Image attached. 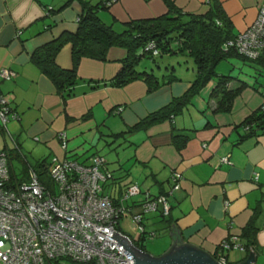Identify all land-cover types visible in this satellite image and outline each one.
I'll list each match as a JSON object with an SVG mask.
<instances>
[{"label": "crops", "instance_id": "1", "mask_svg": "<svg viewBox=\"0 0 264 264\" xmlns=\"http://www.w3.org/2000/svg\"><path fill=\"white\" fill-rule=\"evenodd\" d=\"M65 1L0 0V69L9 67L18 72L12 79L0 76V96L19 112L18 118L8 121V129L0 121V150L9 152V165L17 180L27 179L23 169L36 167L44 158L57 156L88 163L91 155L103 153L105 143H113L117 148L112 160L103 155L110 180H114L108 183V193L120 194L135 182L154 194L168 193L174 184L173 175L180 176L179 188L169 195V214L144 216L146 229H162L163 242L156 251L149 249L147 239L138 238L144 244L133 240L135 245L153 256L163 255L173 244L171 230L175 224L184 243L194 244L217 261L222 253L220 243L237 238L246 249L226 252L228 263L237 264L250 255L245 228L254 222L256 230L249 245L256 254V264H264V132L248 134L243 124L264 98L262 90L249 83L254 68L243 66L238 74L240 59L236 57L234 74L248 84L234 97L231 110L214 111L216 99L211 91L215 81H211L171 119L136 129L130 134L132 141L115 139L116 132L182 95L191 85L192 75L186 72L181 80L151 92L141 79L111 85L109 79L127 54L125 48L112 46L106 59L82 57L78 79L70 94L63 95L33 61L32 53L63 31L77 29L82 4L72 0L57 10ZM174 1L190 12L208 8V0ZM220 1L239 32L254 21L264 0ZM166 11L164 0H115L98 13L120 30L131 18L154 17ZM56 61L64 68L72 67L71 42L59 50ZM240 82L232 78L230 83ZM62 131L66 132V146L59 137ZM176 132L189 134L182 147ZM226 155L229 161L223 160ZM14 160L22 163L21 172L16 171ZM139 210L138 205L133 206L134 212ZM130 224L133 227L132 221Z\"/></svg>", "mask_w": 264, "mask_h": 264}, {"label": "built area", "instance_id": "2", "mask_svg": "<svg viewBox=\"0 0 264 264\" xmlns=\"http://www.w3.org/2000/svg\"><path fill=\"white\" fill-rule=\"evenodd\" d=\"M235 46L252 59L264 54V1L254 21L239 33ZM16 74L9 67L0 69V76L5 79ZM261 105L264 110V98ZM16 116L8 100L0 96L2 126L8 129V121ZM59 137L66 146V132H60ZM223 160L229 161L228 155ZM49 175L57 186L55 191L33 168L28 180L11 186L8 152L0 150V264H44L49 260L60 264H134V259H130L133 255L111 237L113 231L133 242L117 228L121 217L129 216L139 231V239H154L157 233L147 231L144 216L169 214V195L179 188L180 178L179 174L173 175L169 194L154 195L134 183L117 197L106 192L105 183L112 176L105 157L98 153L88 163L56 156ZM134 205L140 210L134 212ZM219 248L222 253L218 261L229 264L226 252L246 247L231 237L223 240Z\"/></svg>", "mask_w": 264, "mask_h": 264}, {"label": "trees", "instance_id": "3", "mask_svg": "<svg viewBox=\"0 0 264 264\" xmlns=\"http://www.w3.org/2000/svg\"><path fill=\"white\" fill-rule=\"evenodd\" d=\"M71 1L66 0L57 10L67 6ZM79 1L82 4V11L77 18V29L75 31H63L59 36L38 46L32 53L33 61L54 81L63 95L68 96L70 94L78 79V67L81 58L88 56L101 60L106 59L108 50L112 46L125 48L127 54L121 59L120 69L109 79L108 82L111 85L123 86L133 80L141 79L146 82L148 92H151L165 83L181 80L183 75H188L186 72L192 75L191 85L182 95L174 96L168 103L150 111L136 123L116 132L115 137L117 138L122 137L125 141H132L130 134L136 129L147 127L153 122L171 119L211 81H215L211 91L212 98L216 99L214 111L231 110L234 97L248 82L236 76V73L233 75L231 71L219 72L217 67L223 59L239 57L238 74L243 66L248 65L254 68L253 80L249 83L264 91V81L261 82L259 79L264 74V54L252 59L243 56L238 51L235 45L241 31L235 30L233 21L220 0H208L207 10L200 13L186 11L179 7L174 0H164L167 5L166 12L154 17L131 18L123 23L120 30L111 23L104 21L98 13L99 9L110 6L115 0ZM67 42L72 43L73 65L64 68L57 63L56 56ZM165 54L178 56L177 63L180 66L181 74L172 72L169 75L159 76L154 68L139 66L144 57L157 61L158 57ZM173 67H176L175 64ZM232 78H238L241 82L238 85L231 84ZM1 96L5 97L4 95ZM10 106L12 111L19 115L17 109L11 104ZM243 124L248 130V134L258 131L264 132L262 105L248 115ZM174 136L180 139L178 146L182 147L189 134L176 132ZM9 156L8 152V161H10ZM50 163L52 165V159L44 158L33 168L38 172L41 180L43 176L50 173L51 169L50 171L48 169ZM30 169L27 167L23 169L28 178ZM28 178L17 180L13 174V169L10 168L11 186H15L17 182L28 180ZM110 181L114 182L109 178L105 185L108 186ZM118 195L117 197H119ZM254 225L253 222L245 228V236L249 243H252L255 234L256 226ZM249 243L248 250H250ZM244 246L246 247V245ZM44 264L60 263L58 260H49Z\"/></svg>", "mask_w": 264, "mask_h": 264}, {"label": "water", "instance_id": "4", "mask_svg": "<svg viewBox=\"0 0 264 264\" xmlns=\"http://www.w3.org/2000/svg\"><path fill=\"white\" fill-rule=\"evenodd\" d=\"M173 244L171 248L161 256H153L139 248L127 236L121 232L113 231L112 236L127 251H129L134 259V264H221L212 255L203 249L191 243H184L181 230L173 224L171 230ZM255 253L250 247L249 257L237 264H256Z\"/></svg>", "mask_w": 264, "mask_h": 264}, {"label": "rangeland", "instance_id": "5", "mask_svg": "<svg viewBox=\"0 0 264 264\" xmlns=\"http://www.w3.org/2000/svg\"><path fill=\"white\" fill-rule=\"evenodd\" d=\"M177 59H178V56L177 55H166V54L163 55V56L158 57L157 58V61L158 62L157 61H154L151 58L144 57L141 60V63L139 64V66H141V67L142 66H147L150 69L154 68V71L157 72V74L159 76H163L165 74L166 75H169L172 72L181 74V71L179 69L180 66L177 63ZM236 61H237V58L236 57H231L229 59H223L218 64L217 70L219 72L227 73V72H229L232 69V67H234L233 64ZM174 64H175L176 67H173ZM236 71H237L236 70V67H234L233 70H232V73L234 74V72L236 73ZM259 79H260L261 82H263L264 81V74L261 75ZM258 86H260L259 83H258ZM18 117H19V115H17L15 118H18ZM115 139H118V138H115ZM111 144H113V143H111ZM111 144L110 145H107V143H105L104 146H105L106 149L104 151L102 150L103 153H101L102 155H105V157H107L108 161L112 160L111 157H112V155L114 153H116V150L115 149L117 148L116 145L114 147V144H113V146H111ZM14 161H15V164H17L16 171L17 172H21L22 171V163L19 162V164H18V162L16 160H14ZM19 161H21V160H19ZM51 167H52V165L50 163L48 165L49 171H50ZM42 180L45 182V184L47 186H49L50 188H52L53 191L56 190L57 186L55 184H53V181L51 180L49 173H47V176H43L42 177ZM106 187H107V185H105V188ZM152 194H154V193H152ZM154 195H156V194H154ZM127 217L130 219L129 216H122L121 219L119 220V224H118L117 227L121 231H123L124 233H127L136 243L142 244V241L143 240H139L138 239V236H139L138 229L136 227H132L131 226V224H130L131 221L129 222V219H127ZM147 227L149 228L151 226L148 225ZM154 230L157 233V237H155L154 239H147V243L146 244L149 247V249L152 248L153 250L156 251L158 245H160V243L163 242V240L165 238V235L163 234L162 229H160V227L159 228H156ZM147 231L151 232L152 230L147 229ZM144 243H145V241H143V244Z\"/></svg>", "mask_w": 264, "mask_h": 264}, {"label": "clouds", "instance_id": "6", "mask_svg": "<svg viewBox=\"0 0 264 264\" xmlns=\"http://www.w3.org/2000/svg\"><path fill=\"white\" fill-rule=\"evenodd\" d=\"M133 240V239H132ZM134 242V241H133ZM219 262V261H218Z\"/></svg>", "mask_w": 264, "mask_h": 264}]
</instances>
